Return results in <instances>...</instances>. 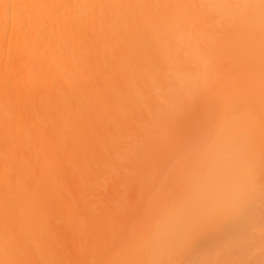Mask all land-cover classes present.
I'll return each instance as SVG.
<instances>
[{
    "label": "bare ground",
    "instance_id": "1",
    "mask_svg": "<svg viewBox=\"0 0 264 264\" xmlns=\"http://www.w3.org/2000/svg\"><path fill=\"white\" fill-rule=\"evenodd\" d=\"M0 264H264V0H0Z\"/></svg>",
    "mask_w": 264,
    "mask_h": 264
}]
</instances>
